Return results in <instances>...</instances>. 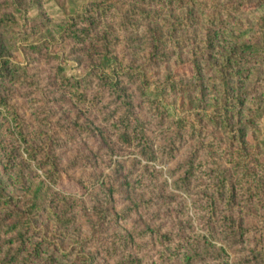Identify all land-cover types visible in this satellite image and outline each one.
Wrapping results in <instances>:
<instances>
[{"label":"rangeland","instance_id":"obj_1","mask_svg":"<svg viewBox=\"0 0 264 264\" xmlns=\"http://www.w3.org/2000/svg\"><path fill=\"white\" fill-rule=\"evenodd\" d=\"M212 1L230 14L227 27L212 26L199 8L179 0H0V201L14 209L37 192L52 198L53 211L37 219L49 254L59 231L53 213L74 218L58 251L68 256L56 254L47 264H254L264 258V57L233 79L239 86L231 93L244 98L227 108L234 138L215 107L222 87L208 61H221L219 46L261 43L264 0ZM135 7L158 15L145 18ZM184 18L186 26L174 30L173 21ZM76 27L88 37L77 40ZM209 34L215 35L210 56ZM184 36L190 42L180 53L197 55L202 77L178 69L172 37ZM63 75L86 81L87 97L97 102L72 97ZM170 78L200 83L206 96L200 86L171 90ZM109 79L132 94L155 158H144L136 139H119L120 101L102 84ZM13 113L23 121L25 140ZM32 147L39 149L35 158ZM217 169L225 170L236 197L231 210L217 201L212 216ZM5 213L0 207V220L11 222ZM225 215L242 219L241 239L222 230Z\"/></svg>","mask_w":264,"mask_h":264},{"label":"trees","instance_id":"obj_2","mask_svg":"<svg viewBox=\"0 0 264 264\" xmlns=\"http://www.w3.org/2000/svg\"><path fill=\"white\" fill-rule=\"evenodd\" d=\"M172 1V0H169ZM181 2L197 7L203 12L206 16V20L209 24L216 27H227L229 24L230 14L218 9L215 3L212 0H179ZM134 13H140L145 18L155 17L158 13H151L145 9H139L135 7L133 9ZM84 21H87V18L90 19L86 14L81 15ZM86 18V19H85ZM123 21L125 23H130V18L127 16V13L123 16ZM192 20V18H191ZM194 20V19H193ZM8 23L13 22L10 17L6 20ZM1 22V20H0ZM91 23V21H90ZM188 23L187 18L173 21V29L180 30L186 26ZM210 32V29H208ZM87 29L78 28L72 30V34L77 38V40H82L87 38ZM214 34H209L208 37L204 40L205 50L207 54H211L212 47L215 40H213ZM172 40L175 44V48L178 52V69L185 73L192 74L194 73L195 77H202V65L197 59V55H194L192 59H185L180 53L181 48L186 46L190 42V37H181L174 38ZM38 47L34 45L33 48ZM219 51L220 62L211 61L210 57L208 61L216 68V75L219 76V83L222 87L219 91V97L217 96L216 108H222L219 111V116L222 117V124L227 134L231 138L237 137L231 131L230 127V116L227 108H230L232 104L243 105L244 98L242 93L232 94V89L235 90L239 84L232 83L237 77L244 76L246 70L244 66L253 64L257 57H264V34L260 44H254L251 42H238L233 46L229 47L227 50L222 49L220 46L217 47ZM208 57V56H207ZM20 66H18L19 68ZM4 67H0V74L4 73ZM234 79V80H233ZM62 81L66 84L68 91L72 97H76L79 101L96 103L95 98L89 99L86 94V81L80 82L79 80L74 81V79L63 75ZM167 86L171 90H182L184 92H195L200 86V83L189 84L179 79H168ZM103 87L111 91L112 95L120 101V105L116 108L118 111V116H115L116 124L115 126L119 129V139L125 144H131L132 140H137L138 144L141 146L140 152L142 156L146 159L155 158L154 150L151 146V143L146 134L145 123L137 116L136 114V105L132 100V94L130 91L121 85L119 80H106L103 81ZM206 89L201 87L200 92L202 96L205 95ZM101 94H96L95 97L101 98ZM96 98V99H97ZM98 107V105H91ZM199 106V105H197ZM14 114V113H13ZM15 120H17V131L22 139H26V135L23 133V121L17 114H14ZM39 152V149L32 147L29 150L31 157L35 158L36 154ZM51 159V166H55L54 158ZM216 175L219 178V183L214 191L213 203L209 206V212L213 216L216 214L217 210V201H223L225 206L230 210L233 209V203L235 202L236 191L235 188L229 181L225 170L217 169L215 170ZM45 196V194H44ZM38 192L31 198V202L23 208H12V204L9 200L3 199L0 201V207L7 210L8 218L12 219L11 222H8L6 218L0 220V264H47L48 262L54 261L56 254H59L64 257L63 253H59V250L63 249L61 234L68 232V228L71 223L74 222V218L65 217L63 214L53 213L55 221L59 231H55L53 237H56L55 242L52 245V253H47V249L44 248L45 242H47V235L45 232L40 229L41 227L37 224V219L40 215V212H43L45 209L51 212L53 211V201L52 198L46 194L44 197ZM51 198V201L48 199ZM222 226V230L228 234V236H237L240 239L246 234L247 230L244 229L242 219L234 218L232 215L222 216L221 221L219 222ZM212 227V226H211ZM213 228V227H212ZM46 234H51L52 231H48L46 228ZM36 233H40L37 237ZM31 246V247H29ZM117 264H136L135 261H119ZM254 264H264V258L256 259Z\"/></svg>","mask_w":264,"mask_h":264}]
</instances>
